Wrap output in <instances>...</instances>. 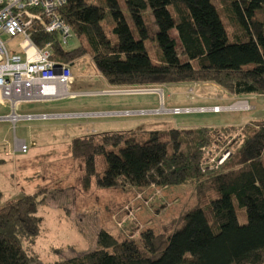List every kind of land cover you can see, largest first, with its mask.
Listing matches in <instances>:
<instances>
[{"label": "trees", "instance_id": "trees-1", "mask_svg": "<svg viewBox=\"0 0 264 264\" xmlns=\"http://www.w3.org/2000/svg\"><path fill=\"white\" fill-rule=\"evenodd\" d=\"M219 4L230 34L212 0H65L56 14L79 45L65 50L56 34L40 29L32 38L38 47L50 42L57 63L88 53L115 87L212 82L237 96L264 94V0ZM148 40L155 43L156 63L147 53ZM234 130L174 128L73 138L69 152L83 164L84 185L92 179L98 188L122 191L191 185L196 197L208 191L215 197L136 237L100 229L92 250L49 264H264V120L246 124L225 146L232 152L221 166L200 168L203 150L220 140L225 144ZM98 157L105 164L101 173ZM237 210L245 223H239ZM39 232L35 208L0 207V264H33L37 257L30 247Z\"/></svg>", "mask_w": 264, "mask_h": 264}, {"label": "rangeland", "instance_id": "rangeland-1", "mask_svg": "<svg viewBox=\"0 0 264 264\" xmlns=\"http://www.w3.org/2000/svg\"><path fill=\"white\" fill-rule=\"evenodd\" d=\"M212 3L217 6L230 34L231 25L220 8L219 0H212ZM171 34L176 37L175 31ZM2 40L6 41L7 37H2ZM18 42L16 39L7 45L10 53L17 52ZM78 45L79 41L74 37L64 45V49L72 50ZM145 47L156 63L154 41H146ZM177 50L180 51L179 46ZM180 58L185 60L183 56ZM67 64L71 66L73 77L68 90L72 94L77 93L55 101L19 103L15 112L18 115H38L40 112L71 114L44 120H21L14 125L6 120L0 121V147L10 148L14 140L25 144V152H14L8 158L0 155L4 160L0 163V207L10 212H20L29 207L36 209L40 232L30 247L37 257L33 264H49L92 250L100 229L112 233L121 230L136 237L146 227L160 228L177 217L183 208L198 202L204 204L215 197L213 191L206 192L204 197H196L192 194L191 185L169 188L150 185L143 190L131 188L128 191L98 188L93 179L84 185L83 164L72 158L69 152L73 138L115 133L130 127L148 131L200 127L235 129L229 133L225 144L220 145V140L209 148L216 158L249 123V115L254 111V105L245 96L234 95L212 82L122 88L105 81L88 53ZM115 88L158 91L115 95ZM164 108H193L195 111L173 114ZM215 108L220 109L214 112ZM125 110L146 113L115 115ZM8 112L10 107L0 106L1 117ZM104 168L102 157L96 158L97 172L101 173ZM42 199L45 204L41 205ZM237 213L239 223H245L244 213L239 210Z\"/></svg>", "mask_w": 264, "mask_h": 264}, {"label": "built area", "instance_id": "built-area-1", "mask_svg": "<svg viewBox=\"0 0 264 264\" xmlns=\"http://www.w3.org/2000/svg\"><path fill=\"white\" fill-rule=\"evenodd\" d=\"M64 3L65 0H0V106L10 107V112L0 116V121L5 119L14 125L21 120L50 119L57 115H18L15 109L19 103L55 101L71 96L68 87L73 77L69 64L57 63L52 58L50 42L38 47L32 38V34L39 29L46 34H56L62 47L74 38L69 26L56 14ZM2 37H7V40L3 41ZM16 39H19L17 52L10 53L7 45ZM150 91L158 90H122L123 93ZM217 109L220 108L213 111H219ZM164 110L173 114L195 111L193 108ZM145 113L124 111L115 115ZM17 150L25 152L23 141L18 143ZM212 152L211 149L203 150L200 161L202 172L217 169L231 154L225 149L213 158Z\"/></svg>", "mask_w": 264, "mask_h": 264}, {"label": "crops", "instance_id": "crops-1", "mask_svg": "<svg viewBox=\"0 0 264 264\" xmlns=\"http://www.w3.org/2000/svg\"><path fill=\"white\" fill-rule=\"evenodd\" d=\"M73 93H77V92H73ZM116 94H126V93H123L121 88H115V95ZM71 95H73V94H71ZM243 96L246 97V100L248 102H251L254 105V111L251 113V115H249V119H248L249 122H253V121H257V120H264V94H256V95L250 94V95H243ZM125 111H127V110H125ZM122 112H124V111H122ZM117 113H121V112H117ZM26 114H29V113H26ZM26 114H23V115H26ZM38 114H48V113L40 112ZM51 114L52 115H58V116H63V115L65 116V114H71V113H51ZM129 131L146 132L148 130H146V129H134V128L130 127L128 130L116 131V132H129ZM18 143H19L18 141L14 140L12 143V146L10 148L0 147V155L4 156L5 158L12 156L14 154V152L18 151L17 150ZM3 161L4 160L2 158H0V163ZM132 190H134V189H132Z\"/></svg>", "mask_w": 264, "mask_h": 264}, {"label": "bare ground", "instance_id": "bare-ground-1", "mask_svg": "<svg viewBox=\"0 0 264 264\" xmlns=\"http://www.w3.org/2000/svg\"><path fill=\"white\" fill-rule=\"evenodd\" d=\"M236 106H238V105H235V107H236ZM241 107H242V108H244V107H245V105H241ZM217 110H219V109H217Z\"/></svg>", "mask_w": 264, "mask_h": 264}, {"label": "water", "instance_id": "water-1", "mask_svg": "<svg viewBox=\"0 0 264 264\" xmlns=\"http://www.w3.org/2000/svg\"><path fill=\"white\" fill-rule=\"evenodd\" d=\"M3 120H5V119H3ZM3 120H2V121H3Z\"/></svg>", "mask_w": 264, "mask_h": 264}]
</instances>
